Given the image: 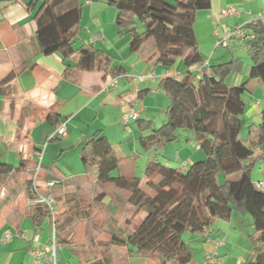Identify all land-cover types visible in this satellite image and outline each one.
<instances>
[{
    "label": "crops",
    "instance_id": "crops-1",
    "mask_svg": "<svg viewBox=\"0 0 264 264\" xmlns=\"http://www.w3.org/2000/svg\"><path fill=\"white\" fill-rule=\"evenodd\" d=\"M30 2L0 0V164L14 168L0 192V264H35L31 255L35 237H39L41 247L52 241L49 218L41 228H35L32 222L36 207L31 203L32 179L39 163L38 182L43 190L49 180L64 181L50 192L59 202L57 219L62 230L72 228L79 245L78 254L59 246L58 264H89L99 259L111 264H159L150 254L129 256L126 249L109 244L114 230L127 231L131 222L140 223L145 214L135 213L128 205L120 206L127 195L111 184L98 183L95 172L87 173L82 151L96 133L106 136L120 160L113 176H138V168L142 164L147 167L150 162L173 167L174 161L186 171L195 162L204 160L205 154L193 133L185 135L184 143L178 139L179 143L172 146V154L143 153L139 140L148 132L142 133L136 120H125L126 111L135 109L139 112L138 119L150 121L154 128L164 125L169 102L158 84L173 73L182 75L186 70L184 63L178 60L167 68L150 60V53H132L131 36L120 34L117 11L109 0H80L81 39L76 47L93 44L121 65L125 73L109 89H105L108 81L103 72H78L65 78L62 58L43 53L35 19L39 8L29 12ZM228 7H235L239 14L219 18L220 12ZM263 13L264 0H211L209 9L197 13L195 31L205 61L212 65L231 57L246 65L240 73L228 77L230 86L247 81L250 67L264 62V50L243 58L241 54L235 55L244 52L240 49L243 40L230 42L227 48L229 45L217 47V39L255 22L264 29V21L259 19ZM142 90L149 92L139 99ZM245 99L250 101L246 112L251 124H260L264 89L250 83ZM50 114L58 118L57 124L49 121ZM65 121L67 134H54ZM145 169L143 183L147 182ZM82 201L84 212L90 208V214L75 216ZM6 231L10 233L8 240L4 237ZM254 232L251 216L235 210L229 221L217 219L209 232L185 233L184 239L195 258L192 264H244L253 249Z\"/></svg>",
    "mask_w": 264,
    "mask_h": 264
},
{
    "label": "trees",
    "instance_id": "trees-1",
    "mask_svg": "<svg viewBox=\"0 0 264 264\" xmlns=\"http://www.w3.org/2000/svg\"><path fill=\"white\" fill-rule=\"evenodd\" d=\"M39 3L40 0H32L27 7L29 12L39 8L35 19L41 48L45 55L57 54L62 58L65 78L78 72H103L104 79L109 81L125 73L121 65L93 44L76 47L81 39L80 0ZM109 3L117 11L120 34L131 36L132 53H150V60L167 68L182 60L186 69L181 77L167 76L159 81L158 87L169 102L166 123L154 128L150 121L136 120L139 130L148 132L140 137L141 148L161 152L188 130L206 157L186 171L150 162L145 169L147 182L143 183L138 176H113L120 160L111 142L101 132L90 138L82 151L86 172H95L98 183L111 184L125 193L127 198L120 206L128 205L135 213L145 214L140 223L131 222L127 231L114 230L109 244L126 249L129 256L150 254L159 264H192L195 258L184 239L185 233L203 232L217 219L229 221L237 210L251 216L255 229L251 236L253 249L244 264H264V191L256 188L252 176L256 162L264 161V109L262 122L250 124L246 138L241 137L246 113L243 96L250 83L264 89V62L252 65L247 81L239 86L227 84L232 73L243 69V62L236 58L210 64L198 76L196 69L205 59L195 31L196 18L199 11L210 8L211 0ZM245 28L254 38L242 41L240 49L252 57L264 50V29L256 22ZM236 40L231 43H240ZM148 92L140 91L138 98L143 99ZM48 119L53 124L59 122L53 114ZM13 172L12 166L0 164V192ZM84 203L74 212L75 216L90 214V208L84 212ZM48 215L47 207L36 206L32 216L34 227L41 228ZM56 244L57 248L66 246L78 254L75 231L62 230L59 219ZM89 264L111 263L99 259Z\"/></svg>",
    "mask_w": 264,
    "mask_h": 264
},
{
    "label": "built area",
    "instance_id": "built-area-1",
    "mask_svg": "<svg viewBox=\"0 0 264 264\" xmlns=\"http://www.w3.org/2000/svg\"><path fill=\"white\" fill-rule=\"evenodd\" d=\"M238 14L239 12L235 7H228L223 9L218 15V17L223 18ZM259 19L261 21H264V13L260 15ZM245 26L246 25L238 27L235 31H231L227 33L225 36L218 38L216 44L217 47H227L233 39H238L243 41L247 39H253L254 34L251 33L248 29H246ZM216 35L218 36V34ZM208 66H209V61H205L204 64L197 67L196 73L198 74V76H201L203 69ZM172 76L181 77V75L177 73L175 74L173 73ZM120 77L121 76L110 79L105 84V89L115 87ZM144 78L145 77H139V79H144ZM138 118H139V112L136 111L135 109H128L125 113L126 121L137 120ZM67 132H68V122L65 121L60 123L59 127L57 128L54 134H58L59 136H65ZM41 161H42V156L40 157V162ZM40 170H41V164L39 163L32 179L33 198L31 200V203L36 206L47 207L49 211L48 218L50 220L51 228H52V241L50 245L41 247L39 244V237L36 236L35 239L33 240L35 246L31 250V255L34 259L35 264H58L56 232H57V211H58L59 202L57 198H55V196L50 192V190L59 184H63L64 181L58 179L49 180L45 184V190H43V188H41L38 182ZM255 186L257 189L264 191V182H256ZM209 230L210 228H206L203 232L207 233L209 232ZM4 237L7 240L10 238L9 231L5 232Z\"/></svg>",
    "mask_w": 264,
    "mask_h": 264
},
{
    "label": "rangeland",
    "instance_id": "rangeland-1",
    "mask_svg": "<svg viewBox=\"0 0 264 264\" xmlns=\"http://www.w3.org/2000/svg\"><path fill=\"white\" fill-rule=\"evenodd\" d=\"M239 54H241L243 56V58L247 56V55H245L244 52L243 53H237V54L235 53L236 56H240ZM230 60H232L231 57H226V59L224 61H222V62H228ZM243 66H246V65L243 64ZM238 73H240V72H238ZM230 82L231 81L229 80L227 83L228 84H232ZM245 103L247 104L246 105V111L248 112V107H249L250 101L245 99ZM247 112L245 113V115H243V125H242V129H241V137L242 138H246L247 133H248V127L252 123V121L250 120ZM160 126H161V124L160 125L158 124L157 128H159ZM188 133H192V132L188 131V130H185V131L181 132V136H180L181 138H179L181 143H182V141H183V143H184V141H186V136L185 135L188 134ZM177 143H179V142L178 141H174V142L169 143L167 145V147L161 152H156L154 150H151L150 152H151V154H156L157 156H167L168 153L172 154V150H171L172 146L177 145ZM262 150L264 151V145H262ZM142 152L146 153V151L144 152V150ZM139 162L141 163V159L139 160ZM178 165H179L178 163L176 164V163H174V161L172 162V166L173 167L179 168ZM145 168L146 167L143 164L141 165V168H138V176L140 178L144 176L143 171H144ZM263 174H264V161H260L259 160L258 162H256V164H255V166H254V168L252 170L253 179L255 181L258 180V179H264V175ZM223 177L224 176L220 177V180H221L222 183L225 181V179Z\"/></svg>",
    "mask_w": 264,
    "mask_h": 264
}]
</instances>
